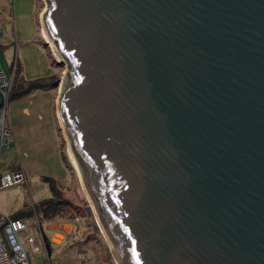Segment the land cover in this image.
I'll list each match as a JSON object with an SVG mask.
<instances>
[{
	"label": "water",
	"instance_id": "1",
	"mask_svg": "<svg viewBox=\"0 0 264 264\" xmlns=\"http://www.w3.org/2000/svg\"><path fill=\"white\" fill-rule=\"evenodd\" d=\"M41 2L118 264H264V0Z\"/></svg>",
	"mask_w": 264,
	"mask_h": 264
},
{
	"label": "crops",
	"instance_id": "2",
	"mask_svg": "<svg viewBox=\"0 0 264 264\" xmlns=\"http://www.w3.org/2000/svg\"><path fill=\"white\" fill-rule=\"evenodd\" d=\"M42 8V5H41ZM8 12L3 17L5 25L10 23L8 19L13 13ZM40 12H34L37 23L35 34L37 37L39 26ZM15 17H21V13L15 11ZM16 20H14L15 22ZM11 32L14 37V45H16L14 59L20 64L21 75L25 80H34L38 78H57L58 85L56 87H47L34 90L31 93L15 98L9 105V119L14 135V144L8 148L0 149V176L14 171L22 170L27 175V183L18 184L6 189H0V213L12 218H23L24 216L35 217L37 214L21 215L15 217L21 210H31L30 206H35L42 200L52 197L56 192L64 193L73 183L70 164H68L64 153V137L59 128V122L55 111V100L59 91L58 70L61 69L56 64L48 47L41 38L28 35L22 31L20 23L12 24ZM12 40V38H10ZM38 40V41H37ZM29 44L33 46L37 52V63L41 71L38 74L23 75L22 60L18 58L17 50L20 45ZM40 46V47H39ZM42 46V47H41ZM40 48V49H39ZM43 51L47 53L48 60L43 55ZM25 58V56H22ZM25 60V59H24ZM23 60V62H24ZM49 60H52L50 63ZM27 63V60H25ZM50 67H49V65ZM55 66L58 70L52 69ZM45 70H42V69ZM47 69V72H45ZM63 74V71L62 73ZM56 79H50L49 82ZM14 188V189H12ZM6 191L2 193L1 191ZM10 190V191H7ZM20 192L23 198L15 199L12 193ZM23 199V200H22ZM40 217V215H37ZM40 222V220H39ZM38 222V223H39ZM42 235L40 224L38 225Z\"/></svg>",
	"mask_w": 264,
	"mask_h": 264
},
{
	"label": "rangeland",
	"instance_id": "3",
	"mask_svg": "<svg viewBox=\"0 0 264 264\" xmlns=\"http://www.w3.org/2000/svg\"><path fill=\"white\" fill-rule=\"evenodd\" d=\"M42 5V8H41ZM13 13L9 16V23H20L22 31L28 35L35 34L37 30L36 17L34 12H40L44 10V5L41 0H0V62L6 74L10 73V66L14 60V53L16 45H14V37L9 25H5L3 17L8 12ZM15 11L21 13V17H15ZM39 15L38 34L41 38V23ZM14 20H16L14 22ZM12 38V40L10 39ZM38 41V40H37ZM20 50H17V55L22 60L23 75L29 73L30 75L38 74L41 69L37 63V52L33 46L29 44L20 45ZM40 47V46H39ZM42 47V46H41ZM40 49V48H39ZM43 55L48 60L47 53L43 51ZM25 56V58H22ZM27 60V63L25 60ZM24 60V62H23ZM52 60H49L50 63ZM48 63V65H49ZM50 67V65H49ZM52 69L58 70L55 66H51ZM42 70H45L44 68ZM64 69L61 67L59 77ZM47 72V69L46 71ZM62 132V131H61ZM63 134V133H62ZM64 153L68 164H70L73 183L69 186L67 191L59 193L57 198L64 200L67 205H64V213L50 218H37L24 216L23 219L26 223L27 229L25 233H20L19 237L23 241L28 236L35 235L40 243V250L37 254L28 253L31 264H118L115 254L113 253V245L104 238L101 228L97 225L94 212H92L91 204L88 201V197L85 191L83 179L81 173L78 172V167L70 160L69 152L67 148V141L63 142ZM72 154V152H71ZM74 158V157H73ZM75 162V161H74ZM14 189V188H12ZM10 191V190H7ZM2 193L6 191H1ZM15 199L23 198L22 193L15 192L11 194ZM54 195H52L53 197ZM51 197V198H52ZM23 200V199H22ZM66 204V203H65ZM33 210L34 207L30 206ZM93 213V214H92ZM95 215V214H94ZM36 220L39 222L42 235ZM70 225V226H69ZM61 235L58 241H55V237ZM108 241H106V240ZM109 243V244H108ZM110 246V247H109Z\"/></svg>",
	"mask_w": 264,
	"mask_h": 264
},
{
	"label": "built area",
	"instance_id": "4",
	"mask_svg": "<svg viewBox=\"0 0 264 264\" xmlns=\"http://www.w3.org/2000/svg\"><path fill=\"white\" fill-rule=\"evenodd\" d=\"M43 38V37H42ZM52 54L50 44L46 45ZM12 74H6L0 62V149H8L14 144V135L9 119V105ZM27 175L22 170H14L0 176V189L27 183ZM36 218V216H35ZM37 225H39L36 220ZM27 229L23 218H11L0 213V264H31L28 253L37 254L40 243L35 235L23 241L19 234Z\"/></svg>",
	"mask_w": 264,
	"mask_h": 264
},
{
	"label": "trees",
	"instance_id": "5",
	"mask_svg": "<svg viewBox=\"0 0 264 264\" xmlns=\"http://www.w3.org/2000/svg\"><path fill=\"white\" fill-rule=\"evenodd\" d=\"M10 72L12 74L10 101L20 96L31 93L34 90L47 88L49 86H57L58 80L55 77L50 78L52 80L56 79L51 82H49V78L25 80L21 75V67L16 59H14L11 63ZM57 195H59L58 192H56L52 198L50 197L42 200L40 203L34 206L33 210H21L15 217H19L21 215H31L35 213L37 215H40L42 218H52L63 214V207L64 205H67V202H65V204L64 200H59L60 198H57Z\"/></svg>",
	"mask_w": 264,
	"mask_h": 264
},
{
	"label": "bare ground",
	"instance_id": "6",
	"mask_svg": "<svg viewBox=\"0 0 264 264\" xmlns=\"http://www.w3.org/2000/svg\"><path fill=\"white\" fill-rule=\"evenodd\" d=\"M41 36L43 37V39L45 40V41H47L49 44H51L50 43V41H49V39H48V37H47V34H46V32L44 31V29H43V27H42V31H41ZM57 57V56H56ZM58 58V57H57ZM64 137V136H63ZM65 138V137H64ZM70 150V149H69ZM69 157H70V160L74 163V165H75V163L76 162H74L75 161V159L73 158V155L71 154V150H70V152H69ZM77 165V164H76ZM93 212V211H92ZM93 214V213H92ZM93 216H95L94 214H93ZM96 217V216H95ZM95 220H96V223H97V225L101 228V226L99 225V222L97 221V218H95ZM102 230V229H101ZM102 233H103V236H104V238H106V236H105V234H104V232L102 231ZM60 235H57L56 237H55V241H58L59 239H60ZM106 240V239H105ZM107 241V240H106ZM108 242V241H107ZM109 244V243H108ZM110 247V246H109ZM118 263V262H117Z\"/></svg>",
	"mask_w": 264,
	"mask_h": 264
},
{
	"label": "clouds",
	"instance_id": "7",
	"mask_svg": "<svg viewBox=\"0 0 264 264\" xmlns=\"http://www.w3.org/2000/svg\"><path fill=\"white\" fill-rule=\"evenodd\" d=\"M38 218V217H37Z\"/></svg>",
	"mask_w": 264,
	"mask_h": 264
}]
</instances>
